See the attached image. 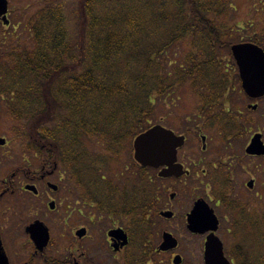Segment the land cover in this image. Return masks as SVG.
<instances>
[{"label":"trees","instance_id":"1","mask_svg":"<svg viewBox=\"0 0 264 264\" xmlns=\"http://www.w3.org/2000/svg\"><path fill=\"white\" fill-rule=\"evenodd\" d=\"M72 4L70 28L64 0H42L25 22L32 46L13 33L0 44V114L23 140L44 139L63 157L120 160L182 92L194 99L208 128L220 129L224 142L254 128L249 112L246 117L235 107L246 96L231 47L252 40H237L230 0ZM229 165H207L206 187L212 185L216 204L238 214L235 263L264 264V182L252 204L235 199ZM148 171L143 168L144 207H150L154 186Z\"/></svg>","mask_w":264,"mask_h":264},{"label":"flooded vegetation","instance_id":"2","mask_svg":"<svg viewBox=\"0 0 264 264\" xmlns=\"http://www.w3.org/2000/svg\"><path fill=\"white\" fill-rule=\"evenodd\" d=\"M11 134L13 143L0 136V264H174L176 258L206 264L213 233L236 264L238 214L215 203L207 167L179 157L188 172L181 177L161 178L163 168H151L154 186L144 207L143 167L133 144L120 160L103 162L63 157L44 139ZM254 196L240 199L252 204ZM199 201L206 204L199 212L209 207L218 218L217 231L190 228ZM165 234L177 241L174 248L161 249Z\"/></svg>","mask_w":264,"mask_h":264},{"label":"rangeland","instance_id":"3","mask_svg":"<svg viewBox=\"0 0 264 264\" xmlns=\"http://www.w3.org/2000/svg\"><path fill=\"white\" fill-rule=\"evenodd\" d=\"M44 1V0H43ZM66 5L65 16L68 17L69 28L74 25L75 16L72 14L75 0H64ZM233 12L230 20L238 25L235 31L237 40L263 39L264 45V0H230ZM42 0H9L10 26L0 23V44L7 34L13 33L16 40L26 46H32L30 32L25 27L28 17L39 7ZM65 9V7H64ZM174 107H166L165 112L159 113L154 124L164 126L177 135H186L187 141L180 157V162L200 164L201 168L210 164L218 165L220 161L230 164L233 169L235 198L242 195L252 198L257 193L262 194L261 183L264 182V160L251 158L246 155L245 149L255 133H262L264 140V101L252 102L247 98H238L239 104L233 107L252 120L253 127L250 133L244 134L231 144L224 142L219 128H208L204 121L195 112L196 103L187 92H182ZM258 104L257 111L249 110L248 105ZM13 123L3 113L0 114V136L7 141L14 140L11 134ZM205 138V144H203ZM133 141L131 142V145ZM130 145V146H131ZM207 149L203 152V147ZM87 147L92 150L93 144L87 142ZM250 180L256 183L251 190L247 184Z\"/></svg>","mask_w":264,"mask_h":264},{"label":"water","instance_id":"4","mask_svg":"<svg viewBox=\"0 0 264 264\" xmlns=\"http://www.w3.org/2000/svg\"><path fill=\"white\" fill-rule=\"evenodd\" d=\"M9 11L8 0H0V19L5 24L8 23L7 14ZM233 57L239 69V74L242 82V88L246 95L251 99H259L264 97V51L253 44H238L231 48ZM253 110L257 106H251ZM162 133L165 140V155L163 157L157 155H150L143 149V145L148 139H152L154 134ZM185 136H178L173 131L164 128L161 125H156L148 131L140 134L134 140L135 160L143 167H150L164 169L159 173L162 178L181 177L188 173L184 170L183 165L178 163V150L185 145ZM205 141V138H203ZM1 144L4 140L0 141ZM249 156H264V142L261 134H256L250 145L246 149ZM249 188L254 187V181L248 183ZM206 205L203 202H198L194 208L190 220L194 216H198L192 222V229H198L203 232H215L218 229L219 221L214 212L206 207L199 212L200 207ZM206 213V214H205ZM199 217H202L201 219ZM46 230V239L49 240V231ZM177 241L169 234H165L164 243L161 249L168 247L174 248ZM206 264H231L224 255V247L222 241L213 233L207 238ZM180 259L176 258L174 264H179Z\"/></svg>","mask_w":264,"mask_h":264},{"label":"snow or ice","instance_id":"5","mask_svg":"<svg viewBox=\"0 0 264 264\" xmlns=\"http://www.w3.org/2000/svg\"><path fill=\"white\" fill-rule=\"evenodd\" d=\"M143 149L150 155L163 157L165 153V140L162 133H156L152 139H148L143 145Z\"/></svg>","mask_w":264,"mask_h":264}]
</instances>
